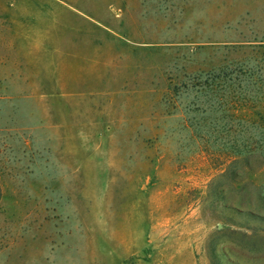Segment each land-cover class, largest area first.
<instances>
[{"label":"rangeland","instance_id":"374dc122","mask_svg":"<svg viewBox=\"0 0 264 264\" xmlns=\"http://www.w3.org/2000/svg\"><path fill=\"white\" fill-rule=\"evenodd\" d=\"M0 264H264V0H0Z\"/></svg>","mask_w":264,"mask_h":264}]
</instances>
